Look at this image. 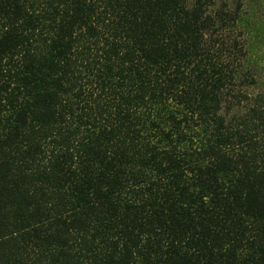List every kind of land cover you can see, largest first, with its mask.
Masks as SVG:
<instances>
[{
  "label": "trees",
  "instance_id": "trees-1",
  "mask_svg": "<svg viewBox=\"0 0 264 264\" xmlns=\"http://www.w3.org/2000/svg\"><path fill=\"white\" fill-rule=\"evenodd\" d=\"M242 24L216 0H0V264H264Z\"/></svg>",
  "mask_w": 264,
  "mask_h": 264
},
{
  "label": "rangeland",
  "instance_id": "rangeland-1",
  "mask_svg": "<svg viewBox=\"0 0 264 264\" xmlns=\"http://www.w3.org/2000/svg\"><path fill=\"white\" fill-rule=\"evenodd\" d=\"M230 10L240 6L243 29L247 32L248 64L253 71L256 85L246 88L250 95H264V0H216Z\"/></svg>",
  "mask_w": 264,
  "mask_h": 264
}]
</instances>
